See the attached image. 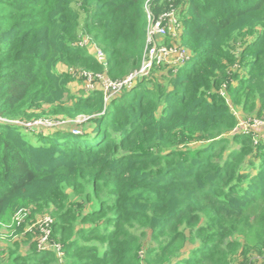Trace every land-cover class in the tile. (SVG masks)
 <instances>
[{"label":"trees","instance_id":"1","mask_svg":"<svg viewBox=\"0 0 264 264\" xmlns=\"http://www.w3.org/2000/svg\"><path fill=\"white\" fill-rule=\"evenodd\" d=\"M148 10L177 11L190 58L109 102L73 93L81 71L141 66ZM235 111L264 116V0H0V115L92 116L80 133L0 122V228L29 212L0 264H264V132ZM44 214L62 256L28 230Z\"/></svg>","mask_w":264,"mask_h":264},{"label":"built area","instance_id":"2","mask_svg":"<svg viewBox=\"0 0 264 264\" xmlns=\"http://www.w3.org/2000/svg\"><path fill=\"white\" fill-rule=\"evenodd\" d=\"M147 18V38L141 66L123 79L117 80L110 78L106 73L94 74L87 71H81L79 72V76L84 78V82L86 81L85 89L87 91H93L96 89L102 90L106 101L109 102L124 89L131 88L137 79L150 76L155 66L168 65L174 67L176 70L177 67L183 65L190 58V52L188 49L181 46V43L179 42L183 27L178 18L177 11H165L160 15L155 16L150 10H148ZM82 43L90 46L91 52L95 54L100 62H106V54L103 50L89 44L88 39L82 41ZM222 93L225 94V91ZM235 114L239 117V129L256 130L264 126V116L243 117L238 111H235ZM0 122L21 124L27 128L35 130H54V126L58 125L49 118H41L31 122L20 123L2 115H0ZM74 132L80 133L78 130H75ZM28 213V210L18 211L15 214L17 223L21 224ZM53 222L54 220L51 216H44L39 218V220H35L34 223L29 226L28 230H32L36 227L40 229L41 236L38 243L39 249H56L59 256H62L63 252L61 251V245L58 243L50 244L49 241ZM257 257L249 264H254Z\"/></svg>","mask_w":264,"mask_h":264},{"label":"rangeland","instance_id":"3","mask_svg":"<svg viewBox=\"0 0 264 264\" xmlns=\"http://www.w3.org/2000/svg\"><path fill=\"white\" fill-rule=\"evenodd\" d=\"M85 84H86V81L84 83L75 81V82L71 83V85H70L71 86V91L73 93H80V91L82 89H84ZM44 108L47 109L48 106H45ZM91 117L92 116H89V115H86V114H81V115H78L76 118H71V117H67V116H64V115H49V117H45V118H49L54 123L58 124V125L54 126L55 129H71V130H74V131L78 130V131L82 132V131H84L85 129H88L91 126V123H90V120H89ZM41 118L42 117L36 118V119H41ZM36 119H33V120H20L18 118H15V119H11V120L17 121V122H20V123H23V122L26 123V122L34 121ZM242 130H243L242 128L239 129V131H242ZM256 131L264 132V126L259 128V129H256ZM15 214H13V217L9 218L7 221H5L6 223H4L3 226H1V228H0V236L2 238L7 237L8 235L10 236L14 232L15 225H19L17 223V219L15 217ZM44 216H50V215L44 214L42 216L37 217L36 220H39V218H42ZM15 238H16V240H18V239H21L22 237L21 236H15ZM258 263H260V262H258Z\"/></svg>","mask_w":264,"mask_h":264}]
</instances>
